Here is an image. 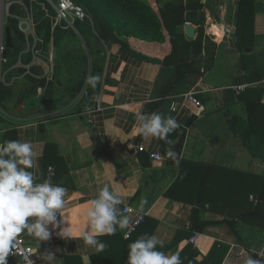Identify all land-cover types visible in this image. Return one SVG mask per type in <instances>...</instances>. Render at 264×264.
<instances>
[{
    "label": "crops",
    "instance_id": "1",
    "mask_svg": "<svg viewBox=\"0 0 264 264\" xmlns=\"http://www.w3.org/2000/svg\"><path fill=\"white\" fill-rule=\"evenodd\" d=\"M143 1L161 27L165 21L174 24L187 40L198 35L199 24L193 18L201 20L200 53L190 48L188 71L167 88L182 56L177 47L173 50L170 40L129 38L128 48L103 40L99 90L86 106H63L62 98L58 100L61 93L55 105L39 102L50 106L46 112L28 111L0 125V142L5 124L12 123L16 140L32 144L35 166L29 170L36 182L68 172L67 178L60 179L68 195L58 220L62 219L61 227H66L69 238L59 236L60 228L51 225L46 241L25 233L20 237L35 245L47 264H86L88 258L89 264H106L98 259L100 251L88 248L79 235L86 228L91 199L108 185L123 200L122 209L129 205L134 211L148 212L131 233V242L144 234L154 235L163 245L159 250L178 252L182 264H246L249 258L264 264V201L260 217L237 220L234 227L223 221L256 207L257 186L264 177L263 161L248 152L229 126L233 115L247 118L245 102H264V0L256 2L255 44L245 51L251 53L245 58L234 40L239 0H200L201 9L186 10L182 15H176L178 11L171 6L165 12V5L176 0ZM9 4L4 12L0 0V25L6 23ZM186 23L192 25L193 37L186 36ZM238 85H246L244 91L235 92L233 87ZM189 92L202 102V109L187 101ZM156 101L161 102L159 107L154 105ZM140 112L177 119L180 127L168 136L172 143L139 134L136 115ZM182 134L180 152L174 159L168 158L167 150H174ZM47 144L54 150L47 152L50 166L45 169ZM139 145L142 151L137 149ZM152 152L161 153L162 159H152ZM57 155L62 163L55 160ZM199 221L206 225L196 229ZM88 231L92 234L90 228ZM193 231L201 234L195 244L187 240ZM120 235L123 230L117 229L115 235L98 239L113 249ZM48 254L55 257L51 262ZM7 264L16 262L7 258Z\"/></svg>",
    "mask_w": 264,
    "mask_h": 264
},
{
    "label": "trees",
    "instance_id": "2",
    "mask_svg": "<svg viewBox=\"0 0 264 264\" xmlns=\"http://www.w3.org/2000/svg\"><path fill=\"white\" fill-rule=\"evenodd\" d=\"M10 2L8 6L9 15L6 18V26L10 27L14 47L7 48L4 46V57L16 56L20 54L21 48L19 41L23 38L22 31L18 28V15L21 14L19 10V4L35 10L33 13V21L35 23V35L43 43L47 44L53 42L58 47L62 44L64 39L68 36H76L75 33L68 27L62 26L61 24H55L56 11L52 4L49 2L56 3L58 0H8ZM76 4L81 5L87 17L80 20L77 19L73 22V28L83 38L86 45L91 48L89 39L94 34H97L98 40H106L116 42L121 45L122 48H128L129 38H138L145 41H156L164 42L167 39L171 41L173 50L178 48L179 54L181 53L177 64V75L173 81H171L167 88H171L175 83L179 82L184 74L188 71V60L190 55L188 51L190 48H194L195 54L200 53L201 42L203 39L202 21L194 19L193 21L199 24L198 35L195 39H185L184 35L178 31V26L169 25L166 23L161 27L151 9V7L143 0H71ZM175 4L165 5V12H169V6L172 7L173 11H178L177 14L182 15L184 11L190 9H201L204 5L200 0H176ZM257 0H239L237 17L235 23L234 40L240 50H244L241 53L242 58L250 57L249 54L245 53L246 50L254 47V19L256 10ZM183 22V19L179 23ZM66 25V24H65ZM172 50V52H173ZM98 56L93 62V68L91 75H100V61H101V50H98ZM189 56V57H188ZM24 62L29 61V55H22ZM188 57V58H186ZM184 73V74H183ZM28 83L31 82L30 78H27ZM101 82V80H100ZM100 82L95 88L86 84L85 87V100L89 103V98L95 95L99 90ZM42 84V83H41ZM65 85H68L71 90L78 91L82 86V77H70L65 81ZM11 88L0 83V104H3L5 100L11 97ZM62 96L58 99L61 100ZM43 102L45 104L55 105L57 99L47 97V93L43 96L36 98L34 92H29L27 96L20 100V103H25V109L32 106L35 103ZM18 104V105H19ZM16 105V106H18ZM156 107L161 105L160 101L154 102ZM15 106V107H16ZM247 118H242L238 115H233L229 119V126L232 132L238 136L242 144L246 147L248 152L264 163V102L258 100H251L245 102ZM6 131L2 136V142L7 140H16V131L12 126V123L5 124ZM184 134L180 135L178 141L174 143V152L176 155L180 152L183 143ZM53 146L47 144L44 150L43 165L44 168L50 166V162L47 160V152ZM55 160L62 163V160L57 155ZM68 177V172L64 171L59 176H54L52 180L55 184H60V179ZM257 203L256 207L252 209L250 213L243 212L239 214L236 219L223 220L232 227H234L237 220H242L247 217L262 216L260 212V205L264 201V177L259 179L257 186ZM195 226V221L192 223ZM139 224L138 226H140ZM206 222L199 221L196 229H201L205 226ZM137 226V227H138ZM109 237V236H108ZM107 239L106 236L103 237ZM116 243L112 244L114 247L105 248L100 251L98 259L104 261L106 264H127V251L128 245L132 239L129 236L124 238L123 235L118 236ZM222 259V258H221ZM110 262V263H109ZM258 264H262L258 261Z\"/></svg>",
    "mask_w": 264,
    "mask_h": 264
},
{
    "label": "clouds",
    "instance_id": "3",
    "mask_svg": "<svg viewBox=\"0 0 264 264\" xmlns=\"http://www.w3.org/2000/svg\"><path fill=\"white\" fill-rule=\"evenodd\" d=\"M100 75H89L86 83L95 88ZM137 132L145 138L153 137L168 140L171 132L180 127L172 116L164 117L158 112L136 115ZM168 158L176 153L170 147ZM35 166L33 146L30 142L7 140L0 142V264H7V257L13 253L22 233L39 241L50 238L52 229L60 228L59 236L69 238L66 227H61V213L65 208L67 189L51 180L36 182L29 169ZM146 202V201H142ZM121 197L108 185L100 188L91 199L85 213L87 224L79 235L84 244L96 251H103L107 245L98 239L100 236L115 235L117 229L128 228L131 216L123 214ZM91 229L89 234L88 229ZM163 245L154 235L144 234L128 245L127 264H182L178 252L165 253L159 250ZM49 262L55 257L48 254ZM89 264V258L86 260ZM246 264H256L247 259Z\"/></svg>",
    "mask_w": 264,
    "mask_h": 264
},
{
    "label": "rangeland",
    "instance_id": "4",
    "mask_svg": "<svg viewBox=\"0 0 264 264\" xmlns=\"http://www.w3.org/2000/svg\"><path fill=\"white\" fill-rule=\"evenodd\" d=\"M4 12L7 10L8 0H3ZM21 12L18 15V28L23 33L22 40L19 41L20 54L16 56L4 57L0 51V83L11 88L12 95L0 104V125L7 119L15 115L26 112H36L38 114L46 112L47 105H33L31 108H21L16 114L12 109L24 99L29 92H34L36 97L47 93L49 98H57L61 93L63 106H73L74 108L86 106L85 100L86 77L91 75L93 62L98 50L103 48L102 40H98L97 34L90 37V47L73 27H69L76 36H68L62 44L56 47L53 42L43 43L35 35V23L33 13L22 4H19ZM6 16V15H5ZM63 23V22H62ZM61 23V24H62ZM55 25V23H54ZM6 23L0 25V41L4 45V28ZM66 26L65 22L64 25ZM29 55V61L24 62L22 55ZM82 77V86L78 91H73L65 81L70 77ZM27 78L31 82L28 83ZM42 83V84H41ZM50 111V110H49Z\"/></svg>",
    "mask_w": 264,
    "mask_h": 264
},
{
    "label": "built area",
    "instance_id": "5",
    "mask_svg": "<svg viewBox=\"0 0 264 264\" xmlns=\"http://www.w3.org/2000/svg\"><path fill=\"white\" fill-rule=\"evenodd\" d=\"M49 2L52 4L53 8L56 11L55 24L65 22L66 26L73 27V22L75 20H82L88 16L81 5L76 4L71 0H58L56 3H53L51 1ZM0 51H2L3 54L4 47L1 41ZM245 87L246 85H238L234 86L233 89L235 92L239 93L244 91ZM186 99L196 109L200 110L203 108L202 102L195 97L194 93L189 92L186 95ZM137 149L139 151H142L143 147L139 145ZM150 157L154 160H160L162 159V154L159 152H152L150 154ZM50 176H52V173L49 175V177ZM123 214L131 216V222L128 228L123 230L124 237L128 238L131 233L137 228V226L144 221L148 212L134 211L131 206L126 205L123 207ZM200 235V232L193 231L187 240L189 243L195 244ZM7 258L14 259L16 264H47L45 256L38 251V248L35 245L28 243L21 237L18 238L17 245L14 248L13 253H10Z\"/></svg>",
    "mask_w": 264,
    "mask_h": 264
},
{
    "label": "water",
    "instance_id": "6",
    "mask_svg": "<svg viewBox=\"0 0 264 264\" xmlns=\"http://www.w3.org/2000/svg\"><path fill=\"white\" fill-rule=\"evenodd\" d=\"M4 31H5V36H4V45H5V47L13 48L14 47V43H13L10 27L9 26H5ZM184 32H185L187 37H193L194 29H193V27H192V25L190 23H186L184 25ZM3 54H4V51H3ZM25 106H26L25 103H21V104H19L18 106H16L13 109V112L17 113L21 108H23Z\"/></svg>",
    "mask_w": 264,
    "mask_h": 264
}]
</instances>
